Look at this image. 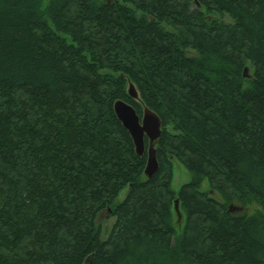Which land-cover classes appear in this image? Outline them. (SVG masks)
Wrapping results in <instances>:
<instances>
[{
	"label": "trees",
	"instance_id": "trees-1",
	"mask_svg": "<svg viewBox=\"0 0 264 264\" xmlns=\"http://www.w3.org/2000/svg\"><path fill=\"white\" fill-rule=\"evenodd\" d=\"M0 264H264V0H0Z\"/></svg>",
	"mask_w": 264,
	"mask_h": 264
},
{
	"label": "water",
	"instance_id": "water-1",
	"mask_svg": "<svg viewBox=\"0 0 264 264\" xmlns=\"http://www.w3.org/2000/svg\"><path fill=\"white\" fill-rule=\"evenodd\" d=\"M243 77L249 78L247 68H244ZM127 94L131 99L139 100L135 87L131 83H128ZM113 112L121 126L129 134L136 155L146 154V165L143 174L147 179H150L158 170L155 146L158 144L162 133L159 117L147 107H143L139 117L133 106L122 100H116L113 103ZM145 140L147 144H145ZM173 210L177 222H180L182 217L177 200L174 201ZM236 210H239V208L232 205L228 206L229 212Z\"/></svg>",
	"mask_w": 264,
	"mask_h": 264
},
{
	"label": "rangeland",
	"instance_id": "rangeland-1",
	"mask_svg": "<svg viewBox=\"0 0 264 264\" xmlns=\"http://www.w3.org/2000/svg\"><path fill=\"white\" fill-rule=\"evenodd\" d=\"M48 1L49 0H40V6L42 10L46 8ZM172 173L173 174H172L170 190L173 193H177L182 185L189 183L192 180V175L189 172H187L185 168L176 160L172 161ZM201 190L205 192L208 191V186H207L206 181H203ZM125 192L126 191L124 190L121 191L115 201L116 202L120 201L123 198ZM210 194L214 198H216L218 201L220 202L222 201V199L219 197L217 193H210ZM230 205L240 208V210H236L234 212H239V213L246 212L247 215H255L260 212L259 206L255 205L254 203L248 204L247 207L244 209L238 205H233V204H230ZM97 222L101 227L102 238H105L113 223V218H111L109 214L103 213L98 217ZM177 223L175 221V216L173 215L172 224L174 225L175 229L179 232L181 229V226H180V222H177Z\"/></svg>",
	"mask_w": 264,
	"mask_h": 264
}]
</instances>
